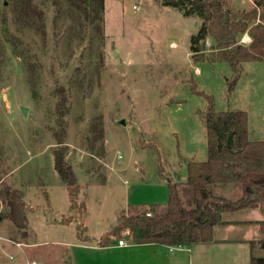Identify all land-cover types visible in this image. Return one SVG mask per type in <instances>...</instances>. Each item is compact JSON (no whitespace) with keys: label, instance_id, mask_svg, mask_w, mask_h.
Segmentation results:
<instances>
[{"label":"rangeland","instance_id":"374dc122","mask_svg":"<svg viewBox=\"0 0 264 264\" xmlns=\"http://www.w3.org/2000/svg\"><path fill=\"white\" fill-rule=\"evenodd\" d=\"M32 1L42 11L44 34L18 20L16 0H0V188L20 189L30 208L21 230L3 216L8 207L0 199V264H63L79 225L95 241L115 232L122 213L143 205L128 202L156 199L147 186L162 180L160 159L174 180L186 173L187 161L207 160L208 95L218 111L246 110L250 139L264 140V62H244L230 94L229 64L191 55L199 16H184L162 0H105L99 35L65 0L60 10L52 0ZM231 2L253 6L252 0ZM212 43L208 37L207 46ZM60 86L68 95L67 160L85 213L70 209L67 185L54 167ZM99 120L104 135L95 138L92 125ZM244 190L232 183L219 192L237 200ZM256 208L223 215L264 219ZM230 233L264 238L255 225H234ZM255 254L264 256V249Z\"/></svg>","mask_w":264,"mask_h":264},{"label":"trees","instance_id":"16d2710c","mask_svg":"<svg viewBox=\"0 0 264 264\" xmlns=\"http://www.w3.org/2000/svg\"><path fill=\"white\" fill-rule=\"evenodd\" d=\"M63 1L52 0L58 10ZM65 1L72 8L83 12L97 33L104 35L105 0ZM252 1V8L242 9L232 4L231 0H162L164 5L177 8L184 16L196 15L202 19L197 33L191 37V55L195 60L228 63L233 71L227 82L230 94L242 75L244 62H264V0ZM15 10L18 20L23 24L41 26L42 33H45L44 23H40L42 11L32 0H16ZM245 34L251 37L249 43L241 41ZM208 37L213 40L210 47L207 46ZM32 83L35 89L34 76ZM195 86L193 89L197 90ZM57 94L59 129L55 132L57 148L54 150V167L67 185L70 207L81 208L85 213V203L79 202L81 185L67 160L64 140L69 110L68 95L63 86L57 89ZM207 99V160L187 161L186 179L179 175L174 180L166 176L160 159L158 174L162 180L167 181V202L143 204L136 212L122 213L115 232L103 235L99 245H109L114 239L124 236L135 244L184 246L210 243L214 241L213 229L216 225L234 222L224 219L225 212L259 207L264 213V196L253 194L255 197H252L247 189L264 175V140L250 139L249 114L246 110L218 111L213 96L208 95ZM92 130L95 138L103 137L100 120L92 125ZM232 183L245 189L243 197L233 200L219 192ZM0 199L8 207L3 216L10 218L19 229H26L30 208L24 200L23 192L6 185L0 188ZM239 222L256 223L264 232V219ZM78 230L80 239H89L83 234L82 225H79ZM249 243L252 250L250 264H264V256L255 254L257 248L264 249V238L253 239Z\"/></svg>","mask_w":264,"mask_h":264},{"label":"crops","instance_id":"0c3cea01","mask_svg":"<svg viewBox=\"0 0 264 264\" xmlns=\"http://www.w3.org/2000/svg\"><path fill=\"white\" fill-rule=\"evenodd\" d=\"M247 38L248 40L243 41L249 43L251 37L247 35ZM179 172L182 173L181 171ZM185 174H183V178L186 176ZM147 187H152L151 192L156 199L150 202L131 200L128 202L130 206H140V204L152 202H167L168 187L166 181H156ZM70 209L73 210L71 207ZM256 209L261 211L260 208ZM261 219L263 218L252 217L251 219L243 220L228 219V221L234 222L220 224L214 227L213 242L184 245L181 249H171V245L130 243L127 236H124L127 240L126 245H120L118 244V239H114L109 245L101 246L99 245V240L102 236L95 241L89 239L82 240L78 236L79 239L77 238L75 241L69 243L70 249L66 253L63 264H250L252 250L249 241L253 239L248 235H244V233L233 236L230 233V229L234 225L239 227L255 225V227L260 228L256 223H242L239 221Z\"/></svg>","mask_w":264,"mask_h":264},{"label":"water","instance_id":"95a60500","mask_svg":"<svg viewBox=\"0 0 264 264\" xmlns=\"http://www.w3.org/2000/svg\"><path fill=\"white\" fill-rule=\"evenodd\" d=\"M23 111L25 114H27V108L23 107ZM183 179H186V176ZM247 189L249 190V188H247ZM250 191L255 193L256 196L258 195L257 194L258 191H261L262 195L264 196V175L262 176V178H259L257 180L255 185L253 187H251Z\"/></svg>","mask_w":264,"mask_h":264},{"label":"built area","instance_id":"2783aa9c","mask_svg":"<svg viewBox=\"0 0 264 264\" xmlns=\"http://www.w3.org/2000/svg\"><path fill=\"white\" fill-rule=\"evenodd\" d=\"M122 156L121 155H119V158H121ZM118 244H120V245H126L127 244V240H126V238H120V239H118ZM170 248L171 249H181L182 248V245H171L170 246ZM29 264H38L37 262H30Z\"/></svg>","mask_w":264,"mask_h":264}]
</instances>
